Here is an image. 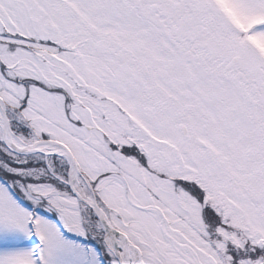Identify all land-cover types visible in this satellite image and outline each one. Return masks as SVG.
I'll use <instances>...</instances> for the list:
<instances>
[{
	"label": "snow or ice",
	"instance_id": "1",
	"mask_svg": "<svg viewBox=\"0 0 264 264\" xmlns=\"http://www.w3.org/2000/svg\"><path fill=\"white\" fill-rule=\"evenodd\" d=\"M0 264H264V0H0Z\"/></svg>",
	"mask_w": 264,
	"mask_h": 264
}]
</instances>
